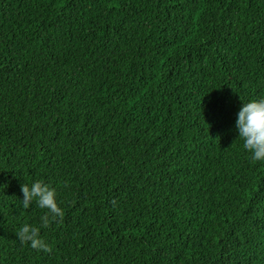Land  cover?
<instances>
[{
  "label": "trees",
  "instance_id": "1",
  "mask_svg": "<svg viewBox=\"0 0 264 264\" xmlns=\"http://www.w3.org/2000/svg\"><path fill=\"white\" fill-rule=\"evenodd\" d=\"M258 97L264 0H0V264H264Z\"/></svg>",
  "mask_w": 264,
  "mask_h": 264
},
{
  "label": "clouds",
  "instance_id": "2",
  "mask_svg": "<svg viewBox=\"0 0 264 264\" xmlns=\"http://www.w3.org/2000/svg\"><path fill=\"white\" fill-rule=\"evenodd\" d=\"M235 127L238 137L243 141L242 147L250 154L253 162H264V97H258L243 102L240 107ZM23 192L22 204L30 207L33 201L47 212L41 216L40 225L22 224L17 231L21 243L35 249L50 250L49 245L40 235L41 228L47 227L51 221L63 216V209L57 201L56 189L43 180H33L21 184Z\"/></svg>",
  "mask_w": 264,
  "mask_h": 264
}]
</instances>
